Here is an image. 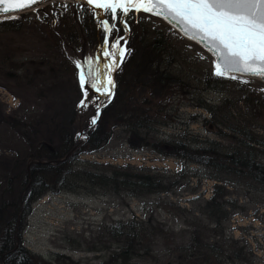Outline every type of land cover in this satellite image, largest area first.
Listing matches in <instances>:
<instances>
[{
	"label": "rangeland",
	"instance_id": "obj_1",
	"mask_svg": "<svg viewBox=\"0 0 264 264\" xmlns=\"http://www.w3.org/2000/svg\"><path fill=\"white\" fill-rule=\"evenodd\" d=\"M58 2L73 3L50 1L34 11L0 17H14L13 21L21 24L18 29L0 24V106L6 115L21 121L14 126L9 122L0 124V157L15 156L24 150L34 114L43 119L62 114L67 117L77 109L78 138L83 139L85 127L92 124L100 106L109 97L85 85L89 96L87 106L77 107L82 94L74 61L93 57L107 67L115 60L116 65L110 73L113 80V72L121 58L102 56L101 50L109 53L114 50L112 44L105 42L88 50L60 41L61 34L55 37L44 30L34 19ZM95 10L103 20L104 9L95 7ZM130 11L143 13L141 15L147 18L148 24L159 26L172 36L173 46L179 54L177 58L185 63L181 69L191 77L188 88L174 90L170 109L166 117L159 120L161 124L146 128L150 137L172 140L187 134L190 140L194 137L198 141L213 142L210 145L225 151L236 145L230 127L237 122L246 123L245 120L254 132L264 137V109L261 118L254 121L249 116L251 107L244 102L243 91L251 90L264 98L263 81L227 74L236 79L230 80L226 92L204 88L198 81L200 74L214 72L212 56L159 17L135 9ZM69 24L75 28L74 22ZM115 25L113 32L118 34L116 39L123 37L120 47L124 49L128 29L125 28L120 36V29ZM51 63H56L55 69L64 79L52 90L43 86L53 79L49 73ZM102 73L103 70L100 79L104 82L107 76ZM25 74L34 78L31 83L22 78ZM225 94L230 101L223 105L222 116L215 120L205 109L196 106L199 97L209 104H219ZM41 132H45L44 125L40 126ZM262 155L264 162V152ZM78 159L80 165L89 163L99 169L125 167L131 171L144 167L168 179L167 191L140 197L125 192L98 195L48 193L32 204L22 232V244L30 251L44 258L57 252L80 264H97L118 248L108 236L100 237V228L104 224L135 220L148 225L151 220L153 225L167 230L169 237L158 235L147 254L142 252L141 256H134L125 264H191L185 255L174 249V245L188 243L195 231L204 241L218 247L223 264H264V185L216 172L206 165L165 157L149 148L134 149L128 145L123 127L115 128L110 141L101 149L81 154ZM1 172L0 168V175ZM160 202L171 204L164 208Z\"/></svg>",
	"mask_w": 264,
	"mask_h": 264
},
{
	"label": "trees",
	"instance_id": "obj_2",
	"mask_svg": "<svg viewBox=\"0 0 264 264\" xmlns=\"http://www.w3.org/2000/svg\"><path fill=\"white\" fill-rule=\"evenodd\" d=\"M121 11L118 9L117 14ZM141 14L129 11L123 18L128 30L123 59L113 72L116 87L100 106L95 123L85 127L84 138H78L77 109L67 117L62 114L43 119L34 114L30 133L25 137L24 150L15 156L0 157V264H80L57 252L44 258L22 244V232L32 204L48 193L98 195L125 192L140 197L167 191L168 179L144 167L129 171L125 167L99 169L89 163L78 164L79 155L101 149L110 141L117 127L126 130L127 143L134 149L149 148L165 157L206 165L216 172L248 178L264 185V162L261 159L264 137L254 132L247 120L230 127L236 145L225 151L210 145L213 142L198 141L194 137L190 140L187 134L172 140L149 136L146 128L151 124H161L159 120L166 117L173 94L179 88H188L191 77L181 69L185 63L177 58L179 54L173 46L172 36L159 26L148 24L147 18ZM102 17L103 20L97 16L92 4L75 6L74 3L58 2L34 20L51 35L57 37L61 34L60 41L90 50L105 42L111 45L118 36L114 32L107 33L104 21L110 25L117 24L120 36L123 35V23L115 16L109 19L110 11L104 9ZM13 19L3 17L0 24L18 29L21 24ZM70 22L75 23V28ZM55 66L56 63L50 65V78L53 79L43 84L46 89L52 90L64 80ZM22 78L30 83L34 79L27 74ZM230 80L229 75L219 77L213 72L200 74L198 82L204 88L226 92ZM243 91L244 102L251 107L249 116L258 121L264 109V98L251 90ZM229 101L226 94L219 104H209L199 97L196 106L205 109L215 120L222 116L223 105ZM8 122L14 126L21 121L6 115L0 106V124ZM41 125L45 129L43 133H40ZM170 204L160 202L164 208ZM158 235L169 237L167 230L153 225L151 220L148 225L135 220L104 224L100 228V237L108 236L118 248L97 264H125L134 256H141L142 252L147 254ZM174 249L185 255L191 264H223L218 247L204 241L197 231L188 243L174 245Z\"/></svg>",
	"mask_w": 264,
	"mask_h": 264
},
{
	"label": "snow or ice",
	"instance_id": "obj_3",
	"mask_svg": "<svg viewBox=\"0 0 264 264\" xmlns=\"http://www.w3.org/2000/svg\"><path fill=\"white\" fill-rule=\"evenodd\" d=\"M44 0H29L28 3L15 5L10 9L0 0V12L9 13L11 10H35L33 6L40 5ZM96 8L110 11L111 19L115 16L123 22L130 9L151 12L153 15L170 17L176 21L189 39L203 43L216 56L213 61L214 75L223 77L230 72L247 73L264 78V0H87ZM120 9L121 14H117ZM116 25L109 27L104 21V29L113 32ZM111 41V53L101 50L102 56H119L123 59L124 49L120 40ZM118 49V51L116 50ZM77 79L81 86L82 99L78 108L86 107L89 100L85 85L96 89L102 95L110 96L114 84L111 71L116 65H107L96 58L85 57L83 61L75 62ZM107 76L102 82L100 74ZM231 79H236L231 76ZM91 123H95V118Z\"/></svg>",
	"mask_w": 264,
	"mask_h": 264
},
{
	"label": "water",
	"instance_id": "obj_4",
	"mask_svg": "<svg viewBox=\"0 0 264 264\" xmlns=\"http://www.w3.org/2000/svg\"><path fill=\"white\" fill-rule=\"evenodd\" d=\"M50 1H56V0H44V2L40 5H35L33 6L34 8H38L40 6H43L45 4H47L48 2ZM59 1H67V2H73V3H86V4H89L87 2V0H59ZM29 0H3V5H7L10 9H12L15 5H18V4H21V3H28ZM153 2H159V0H153ZM3 5H0V7H2ZM21 12H25V10H11L9 13H3V12H0V17L1 16H8V15H13V14H17V13H21ZM141 12H144L141 10ZM144 13H148L150 15H153L151 12H144ZM153 16H156V17H159L160 19H162L165 23H167L171 28H173L176 32H178L182 37H184L185 39H188V40H191L195 43L196 40L194 39H189L184 31L182 30L181 26L174 20H172L170 17H165V16H162V15H153ZM198 45H200L204 50H206L213 58V60H216V56L213 52H211L203 43H197ZM230 75H237V76H244V77H249V78H257L261 81L264 82V78H261V77H258V76H252V75H249L247 73H239V72H230L228 73Z\"/></svg>",
	"mask_w": 264,
	"mask_h": 264
},
{
	"label": "built area",
	"instance_id": "obj_5",
	"mask_svg": "<svg viewBox=\"0 0 264 264\" xmlns=\"http://www.w3.org/2000/svg\"><path fill=\"white\" fill-rule=\"evenodd\" d=\"M11 101V100H10Z\"/></svg>",
	"mask_w": 264,
	"mask_h": 264
}]
</instances>
